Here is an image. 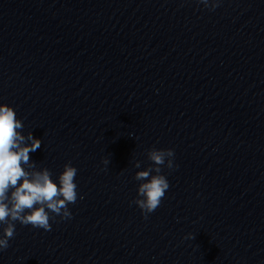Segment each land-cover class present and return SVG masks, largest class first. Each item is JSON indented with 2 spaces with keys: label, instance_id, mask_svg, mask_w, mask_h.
<instances>
[{
  "label": "clouds",
  "instance_id": "1",
  "mask_svg": "<svg viewBox=\"0 0 264 264\" xmlns=\"http://www.w3.org/2000/svg\"><path fill=\"white\" fill-rule=\"evenodd\" d=\"M198 2L210 10L219 5V0ZM23 127L14 108L0 104V225H5L0 235V250L9 247V240L15 235L16 222L50 231V220H55V216L71 218L68 205L75 204L78 199L77 169L70 162L65 164L58 182L52 179L49 169L38 170L30 153L38 150L42 141L35 138L32 132L23 135ZM147 157L152 164L136 172L134 179L141 183L138 198L133 201L145 219L161 205L170 187L166 176L161 174L162 166L168 169L175 167L172 149L152 148L147 151ZM135 167L140 168V163L137 162ZM187 238L195 239L192 234Z\"/></svg>",
  "mask_w": 264,
  "mask_h": 264
}]
</instances>
